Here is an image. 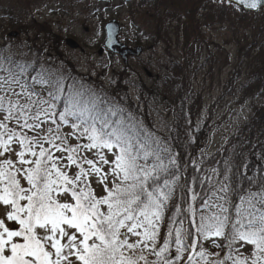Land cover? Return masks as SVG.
<instances>
[{
  "label": "snow or ice",
  "instance_id": "obj_1",
  "mask_svg": "<svg viewBox=\"0 0 264 264\" xmlns=\"http://www.w3.org/2000/svg\"><path fill=\"white\" fill-rule=\"evenodd\" d=\"M30 67L0 69V264H264V197L222 184L209 204L184 184L170 207L179 177L161 182L106 102Z\"/></svg>",
  "mask_w": 264,
  "mask_h": 264
},
{
  "label": "trees",
  "instance_id": "obj_2",
  "mask_svg": "<svg viewBox=\"0 0 264 264\" xmlns=\"http://www.w3.org/2000/svg\"><path fill=\"white\" fill-rule=\"evenodd\" d=\"M212 3H218L220 6L215 4L218 10L213 13L214 16L209 14V6ZM15 6V13L11 18L2 15L0 19L10 20L14 23L19 34H30L31 39L28 43L31 52L34 51L31 47L32 42L39 40L43 43L42 52L44 49H49L48 52H51V55L56 59L59 58V62L53 61L50 65L59 63L62 69L73 68L71 58L67 59V54L64 55L61 34L49 27L47 23L38 22L33 17L24 14L22 10L29 8L27 0H17ZM127 9L129 15L127 20L134 27L135 33L133 39H129L128 43L143 45L142 41L138 40L139 32L143 31L139 23L141 20H148L152 29V41H158L166 49L174 47L176 58L170 57L162 64L157 60L135 58L138 61V69L134 73L132 68L130 72V68L122 66L120 71L109 77L108 89L111 90V93L108 94L104 91L100 93L101 96L116 97L119 105L104 103L101 106L105 109L110 107L116 113L109 117L110 121H121L123 127L130 129L134 139L138 138L143 143L144 149L141 151V156L143 157L144 152L149 153L147 164L159 163L156 157H160L168 169L167 175L161 173V182L164 178L172 179L173 175L179 177L176 182V199L173 200L170 207H174L179 200L181 196L179 186L184 184L188 188H194L200 200L208 201L212 195L218 199L217 195H221L218 189L222 184H230L232 188H235V193L230 191L229 194L236 202H238V196L242 191H250L257 199L264 197V191H262L264 189V105L257 107L255 111L258 113H254L246 119L222 147L207 155L202 152L207 148L209 125L201 123V125L194 126L190 108L191 104L196 105V100L189 88V82L194 78L198 68H212L211 63L216 58L217 45L221 50L218 49L225 53L224 47L231 42L230 39L224 40L222 43L216 44L214 50L208 49L204 52L202 47H208V45L205 41L203 28L209 23L231 25L229 22L231 21L235 26L230 28L238 30L241 27L247 28L246 20L251 18L258 20V25H250V36L245 41L242 40L238 43L234 60L240 59L241 62H238V66H231L225 86L232 85V82L239 77V67L248 60V57H251L248 52L252 51V57L255 53L260 52V55L256 57V62L264 65V10L250 13L235 5H229L223 0H138ZM3 14L8 15V13ZM0 29L3 31L2 26ZM259 30L260 33H258ZM241 39L242 37L238 38V41ZM147 40L151 41V39ZM18 46L22 48L23 43ZM2 47L0 54H4L5 47ZM14 52V49H11L7 62L9 65L16 66L15 58L11 57V54H15ZM42 54L47 53L43 52ZM107 56L112 57L110 54ZM62 57L64 60H61ZM201 57H204V61L202 64H198ZM51 58L48 56L44 60L51 62ZM227 64L228 57L225 58L222 66ZM148 65L152 67L156 65L155 71L158 72L147 75L151 80L150 83L144 82L139 74L142 71L146 72ZM130 73L138 78V81L132 79ZM246 77L247 82L244 86L252 88L251 90L255 91L257 95L264 97V70L260 74H251V77L246 73ZM90 80L91 77L88 80L85 78L86 82ZM68 83L80 85V82L76 80L75 82L67 81L64 83L66 93ZM127 86L136 89L137 97L139 96L138 103L135 104L130 99L125 88ZM90 94V92L85 93V96L91 97ZM100 100L106 102L104 99ZM140 105L143 106L142 110H140ZM149 108L153 109V113H148L146 109ZM164 111H167V114L162 120L161 115ZM155 115L160 121L156 126L154 124ZM172 159H175L176 165L170 163ZM140 163L143 164L145 161L141 159ZM200 200H198V204ZM207 210V214L212 212L208 213ZM204 246L211 251H221L206 242H204ZM221 254H224L223 251ZM149 259H154V257L150 256Z\"/></svg>",
  "mask_w": 264,
  "mask_h": 264
},
{
  "label": "rangeland",
  "instance_id": "obj_3",
  "mask_svg": "<svg viewBox=\"0 0 264 264\" xmlns=\"http://www.w3.org/2000/svg\"><path fill=\"white\" fill-rule=\"evenodd\" d=\"M13 0H6L7 3H11ZM27 0L29 5V12L32 17L38 22H45L49 27L56 30L61 34L62 45L64 46V55L67 54V59L73 61V68H60L59 63L52 64L53 61L59 62V58L56 59L49 49H44L42 54L43 43L39 40L32 42L33 52L29 49L30 34H19L17 28L14 27V23L10 20L4 21L0 19V26L3 27V31L0 29V50L4 46V54H0V69L13 68L18 70V65H29L31 68H35L36 72H42L45 78L53 81L63 78L64 83L67 81H79L80 85H71L68 83V88L71 87L73 91L82 90L84 93L95 94V97L104 99L106 103L119 105V101L116 97L101 96L102 91L110 94L111 90L108 89L110 76L122 69L123 61L118 56L108 57L105 51L99 52L103 47L104 39V24L110 19H116L123 24L120 31L119 38L123 42H128L129 39H133L135 36L134 27L130 25L127 18H129L127 8L130 6L132 0H115L110 3L111 0ZM60 3V4H58ZM218 7L219 4L215 3ZM215 4L209 6V14L217 12L218 8ZM58 7V8H57ZM0 4V15L2 14ZM130 13V12H129ZM238 14V13H236ZM216 15V13H215ZM214 16V14H213ZM212 16V17H213ZM236 19L234 18V21ZM148 20H141L139 26L143 31L138 34V40L142 41L144 51L140 55V58H147L148 60L159 63L166 62L170 57H175L174 47L166 49L163 44L156 40L152 41V29ZM227 23H209L203 28L205 34V41L208 47L203 46L202 50L206 52L208 49L214 50L216 44H220L223 39H230L232 42L227 43L224 47L225 53H222L220 46L217 45L216 58L211 63V69L198 68L195 76L191 82H189V88L191 94L194 95L196 105L191 104V112L193 115L192 122L194 126L201 125V123H207L209 125V139L207 148L202 153L211 154L216 149L220 148L225 141L233 136L237 128L244 123L254 112L257 107L264 105V97H260L252 88H246L244 84L247 82L245 77L247 73L246 64H241L238 70V78L232 82V85L225 86L226 78L230 72L231 66H235L241 60L235 61V53L239 42L245 41L250 36V25H258V20L248 19L246 27H241L238 30H232L230 27H234ZM9 31H17L18 35L15 38L7 37ZM260 33V30L258 31ZM238 41V38H241ZM72 39L78 46L76 48H70L66 44L67 39ZM147 39H151L148 42ZM20 48L18 44H22ZM220 50H219V49ZM11 49H14L15 54H11V57L15 58L17 65H9L7 59L9 58ZM37 51V52H36ZM1 52V51H0ZM39 52V53H38ZM100 53V54H99ZM251 55V52H250ZM51 56V62L45 61V58ZM257 55L256 57H258ZM228 57V64L222 66L225 58ZM138 58V57H137ZM61 60H64L63 57ZM204 57H201L198 64L203 63ZM40 62V63H39ZM45 64V65H43ZM127 67L133 69V73L138 69V61L129 57L126 63ZM249 64V63H248ZM43 65V66H42ZM238 66V65H237ZM42 67V68H41ZM146 72H140L142 80L146 83H150L151 80L147 76L148 74H155L156 65L153 67L148 65ZM247 70V71H246ZM158 73V72H157ZM129 74V73H128ZM5 75L3 71H0V76ZM131 78L138 81V78L134 77L130 73ZM84 76V77H83ZM91 77L89 82L85 81V78ZM101 84V85H100ZM103 84V85H102ZM89 86V88H86ZM126 92L130 99L136 103L139 102V96L135 88L127 86ZM94 97V98H95ZM93 98V97H92ZM143 106L140 105V110ZM148 113H153V109H146ZM167 111H164L161 115V119H165ZM155 126L160 123L159 119L155 115ZM65 131H69L66 129ZM153 164H149L151 167ZM102 189L97 187L98 194ZM218 197V195H217ZM213 195L208 198L209 204L221 203ZM213 208H208V213L214 211ZM208 245L212 244V239L205 241ZM222 240H217V243H221ZM251 246L245 245L241 251L248 255L251 252ZM249 251V252H248Z\"/></svg>",
  "mask_w": 264,
  "mask_h": 264
},
{
  "label": "water",
  "instance_id": "obj_4",
  "mask_svg": "<svg viewBox=\"0 0 264 264\" xmlns=\"http://www.w3.org/2000/svg\"><path fill=\"white\" fill-rule=\"evenodd\" d=\"M232 4H235L249 12H257L261 10L260 7L256 9H248L246 5L240 4L239 0H233ZM104 30H105V38L103 42L104 47L113 54H119L123 59L124 63L127 62L128 55L139 56L141 54L142 48L140 46L128 47L125 43H122L118 40L120 25L116 20L108 21L104 26ZM15 35L16 32H10L8 34V36L10 37ZM66 44L71 48H76L78 46L75 41L69 38L66 40Z\"/></svg>",
  "mask_w": 264,
  "mask_h": 264
},
{
  "label": "bare ground",
  "instance_id": "obj_5",
  "mask_svg": "<svg viewBox=\"0 0 264 264\" xmlns=\"http://www.w3.org/2000/svg\"><path fill=\"white\" fill-rule=\"evenodd\" d=\"M137 1L138 0H132L131 1V4L130 5H133V3H137ZM9 6H11V3H10V5H9V3H7L6 1L4 2V3H2V9H5V8H8ZM250 13H253V12H250ZM106 24V23H105ZM105 24H104V26H105ZM104 26H103V31H104V37H105V30H104ZM224 40H226V39H223L222 40V42L224 41ZM221 42V43H222ZM232 42V41H231ZM250 52H252V51H250ZM250 52H248V55L249 56H251V57H248V60L247 61H245L244 62V64H246L247 63V65H246V68H247V74L249 75L250 74V77H251V74H253V73H263V70H264V65H262V64H260V63H257L256 62V56L257 55H260V52H258V53H255V55L252 57V55H250L249 53ZM249 63V64H248ZM196 64V63H195ZM202 64V63H201ZM239 64V63H238ZM243 64V63H242ZM245 79H246V81H247V77H245ZM254 79V78H253ZM255 114H257L258 113V111H255L254 112ZM253 113V114H254Z\"/></svg>",
  "mask_w": 264,
  "mask_h": 264
}]
</instances>
